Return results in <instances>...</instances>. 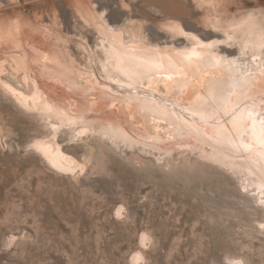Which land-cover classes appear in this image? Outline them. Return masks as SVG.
<instances>
[{
	"label": "bare ground",
	"instance_id": "bare-ground-1",
	"mask_svg": "<svg viewBox=\"0 0 264 264\" xmlns=\"http://www.w3.org/2000/svg\"><path fill=\"white\" fill-rule=\"evenodd\" d=\"M200 1L211 36L174 8L160 31L123 0H0V95L41 128L30 149L53 174L208 167L264 208V0Z\"/></svg>",
	"mask_w": 264,
	"mask_h": 264
},
{
	"label": "rangeland",
	"instance_id": "rangeland-1",
	"mask_svg": "<svg viewBox=\"0 0 264 264\" xmlns=\"http://www.w3.org/2000/svg\"><path fill=\"white\" fill-rule=\"evenodd\" d=\"M123 1L160 31L170 8L192 21L195 34L218 29L200 0ZM0 96V264H264V208L239 200L232 174L205 167L171 179L116 159L86 178L55 175L30 149L41 128Z\"/></svg>",
	"mask_w": 264,
	"mask_h": 264
}]
</instances>
